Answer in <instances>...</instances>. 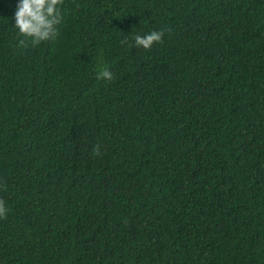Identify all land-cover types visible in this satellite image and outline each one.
I'll return each instance as SVG.
<instances>
[{"label": "trees", "instance_id": "trees-1", "mask_svg": "<svg viewBox=\"0 0 264 264\" xmlns=\"http://www.w3.org/2000/svg\"><path fill=\"white\" fill-rule=\"evenodd\" d=\"M15 3L0 264H264V0H63L38 44Z\"/></svg>", "mask_w": 264, "mask_h": 264}, {"label": "clouds", "instance_id": "clouds-1", "mask_svg": "<svg viewBox=\"0 0 264 264\" xmlns=\"http://www.w3.org/2000/svg\"><path fill=\"white\" fill-rule=\"evenodd\" d=\"M63 0H16L13 12L14 28L18 33L29 38L31 43L53 40L58 35V26L63 20L61 5ZM164 36L162 30H151L143 34H134L136 47L150 49ZM113 73L103 67L97 72V79L111 80ZM7 212V207L0 201V217Z\"/></svg>", "mask_w": 264, "mask_h": 264}]
</instances>
